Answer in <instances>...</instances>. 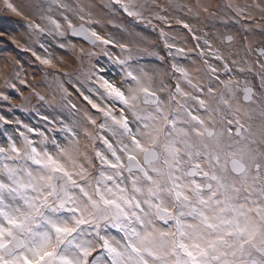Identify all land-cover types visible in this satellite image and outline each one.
I'll return each mask as SVG.
<instances>
[{"label":"snow or ice","instance_id":"1","mask_svg":"<svg viewBox=\"0 0 264 264\" xmlns=\"http://www.w3.org/2000/svg\"><path fill=\"white\" fill-rule=\"evenodd\" d=\"M0 59V264H264V0H0Z\"/></svg>","mask_w":264,"mask_h":264},{"label":"rangeland","instance_id":"2","mask_svg":"<svg viewBox=\"0 0 264 264\" xmlns=\"http://www.w3.org/2000/svg\"><path fill=\"white\" fill-rule=\"evenodd\" d=\"M96 2L100 3V2H102V0H96ZM220 2H221V0H218L217 3H220ZM242 2H243V0H242ZM2 14L5 15V16H10L11 15L10 13H2ZM257 19H259V16H257ZM13 20L14 21H19V18L13 17ZM19 23L22 24L23 21H19ZM18 38H20L19 35H18ZM57 55H65V58L68 61L67 65H66L68 71L71 72L76 67L75 63L69 57H67L66 54L58 52ZM27 59H28V54H23L22 60H27ZM11 71H12L11 65H9L8 67H5L4 61L2 59H0V86L3 85V78H4L3 74L11 73ZM24 72L27 74L26 76H24V78L28 81L29 85L40 82L41 77H40L39 74H37L36 80L32 79L33 68L29 67L27 64H25V66H24ZM17 87L23 89L25 96L29 95V91H30L29 88H25L24 86L20 85L19 83H17ZM40 90H41L42 94L47 95L49 97V99H51L50 90H48L46 88H43V87ZM12 91L14 93V90H12ZM11 103L19 104V103H21V99L19 98L18 95L14 94V98L11 101ZM41 104H42L41 101L33 99L32 102H31V105H29V108H35V109H37V110H39L41 112L49 111L46 107L45 108H41L40 107ZM22 118H24L26 122H30V123H35L36 122L35 118H33L32 120H28L26 116H22Z\"/></svg>","mask_w":264,"mask_h":264},{"label":"bare ground","instance_id":"3","mask_svg":"<svg viewBox=\"0 0 264 264\" xmlns=\"http://www.w3.org/2000/svg\"><path fill=\"white\" fill-rule=\"evenodd\" d=\"M248 1H250V0H248ZM218 2V0H212V3L214 4V3H217ZM221 2H222V0H221Z\"/></svg>","mask_w":264,"mask_h":264},{"label":"flooded vegetation","instance_id":"4","mask_svg":"<svg viewBox=\"0 0 264 264\" xmlns=\"http://www.w3.org/2000/svg\"><path fill=\"white\" fill-rule=\"evenodd\" d=\"M248 2H251V0H250V1H248Z\"/></svg>","mask_w":264,"mask_h":264}]
</instances>
